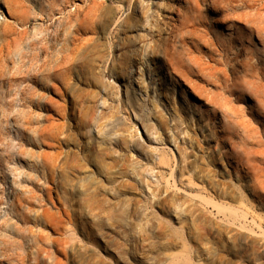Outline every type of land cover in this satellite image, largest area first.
<instances>
[{
    "label": "rangeland",
    "instance_id": "1",
    "mask_svg": "<svg viewBox=\"0 0 264 264\" xmlns=\"http://www.w3.org/2000/svg\"><path fill=\"white\" fill-rule=\"evenodd\" d=\"M21 1L27 13L20 26L28 34L0 70V254H10L14 264L24 256L34 260L38 249L61 264H264V247L257 244L262 235L228 232L214 209H197L196 191L171 186L173 155L176 163L180 158L170 144L168 126L174 125L171 115L182 111L179 95L159 91L152 98V91L142 92L138 96L153 117L140 112L119 80L130 51L114 48L107 36L96 39L93 55L87 52L86 62L78 61L71 76L74 93L64 98L69 139L58 144L61 11L92 0ZM2 2L0 32L7 20L15 21ZM108 4L117 14V5ZM190 97L184 104L193 102ZM106 100L107 109L101 105ZM183 106L190 128L179 143L187 149L188 135L197 132L192 129L195 113ZM97 108L98 115L109 116L111 126L100 149L95 134L89 139L86 131ZM156 125L159 131L151 130ZM59 151L70 163L64 171H58ZM45 156L53 162L46 170ZM232 203L238 205L239 197ZM8 254L0 264L9 263ZM42 260L48 263L47 256Z\"/></svg>",
    "mask_w": 264,
    "mask_h": 264
},
{
    "label": "bare ground",
    "instance_id": "2",
    "mask_svg": "<svg viewBox=\"0 0 264 264\" xmlns=\"http://www.w3.org/2000/svg\"><path fill=\"white\" fill-rule=\"evenodd\" d=\"M109 2L117 5V14L112 15ZM2 3L15 21L7 20L0 32L4 42L0 47L1 71L4 58L14 54L12 48L28 34L20 26L27 13L22 1ZM74 7L61 11L59 21L64 43L58 49V96L63 100L58 103V144L64 146L69 139L64 98L74 93L71 76L78 61L86 62L87 52L93 55L96 39L107 36L114 48L125 46L130 51L119 80H124L125 95L134 96L140 112L150 110L141 102L142 95L138 96L142 92L152 91V98L159 91L163 96L179 95L182 114L174 112L170 119L174 125H167L170 144L180 158L176 163L174 150H170L171 186L177 188L178 183L196 191L193 199L198 210L200 206L214 209L228 232L262 235L257 244L264 247V0H92ZM118 91L120 96V86ZM186 95H191L193 102L184 104ZM101 105L107 109V100ZM183 105L195 113L192 129L197 132L195 137L188 135L187 149L179 143L190 128ZM160 107L166 110L164 104ZM98 110L86 124V131L89 139L95 134L100 149L105 147L111 126L109 116L103 112L98 115ZM137 121L148 134L144 120ZM159 129L157 125L151 128ZM61 151L58 171L70 165ZM43 158L44 169L45 165L53 166L50 157ZM158 163L164 164L161 159ZM12 189L16 190L14 184ZM237 196L238 205L232 203L237 202ZM7 254H0V261ZM44 255L47 264H61L45 249H38L34 260L24 256L20 264H43ZM11 257L7 264H14Z\"/></svg>",
    "mask_w": 264,
    "mask_h": 264
}]
</instances>
